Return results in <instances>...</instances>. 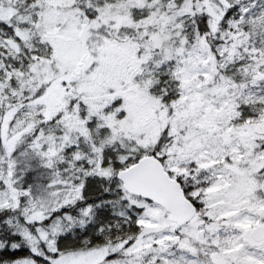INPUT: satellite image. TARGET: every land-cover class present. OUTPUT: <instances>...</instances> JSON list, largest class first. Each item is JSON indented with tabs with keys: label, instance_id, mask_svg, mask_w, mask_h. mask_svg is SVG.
I'll list each match as a JSON object with an SVG mask.
<instances>
[{
	"label": "snow or ice",
	"instance_id": "6c2138e0",
	"mask_svg": "<svg viewBox=\"0 0 264 264\" xmlns=\"http://www.w3.org/2000/svg\"><path fill=\"white\" fill-rule=\"evenodd\" d=\"M0 264H264V0H0Z\"/></svg>",
	"mask_w": 264,
	"mask_h": 264
}]
</instances>
